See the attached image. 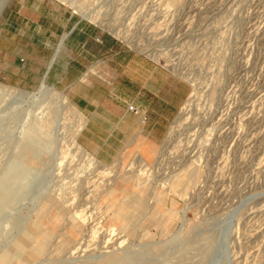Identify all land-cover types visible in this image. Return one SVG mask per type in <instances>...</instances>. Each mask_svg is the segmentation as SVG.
Segmentation results:
<instances>
[{
	"label": "rangeland",
	"instance_id": "obj_1",
	"mask_svg": "<svg viewBox=\"0 0 264 264\" xmlns=\"http://www.w3.org/2000/svg\"><path fill=\"white\" fill-rule=\"evenodd\" d=\"M1 4L0 264H264V0Z\"/></svg>",
	"mask_w": 264,
	"mask_h": 264
},
{
	"label": "crops",
	"instance_id": "obj_2",
	"mask_svg": "<svg viewBox=\"0 0 264 264\" xmlns=\"http://www.w3.org/2000/svg\"><path fill=\"white\" fill-rule=\"evenodd\" d=\"M101 113L95 112L94 114L87 115L88 120L86 126L81 134L82 145L86 148H92V153L98 154L100 150V146H107L113 139L117 137H121L118 133H122L123 137L125 134L129 136V139L133 138V134L136 133L139 125L141 124V119L139 115H134L128 112L126 109H119V108H102L100 110ZM86 112V111H85ZM87 113V112H86ZM85 113V114H86ZM136 121L135 128H125V124L127 120ZM100 121L101 124L104 126H108L109 131L105 137V139H101L95 136L94 134V127L95 122ZM131 140L126 141L122 144V146H128ZM95 148V149H94ZM97 148V149H96Z\"/></svg>",
	"mask_w": 264,
	"mask_h": 264
},
{
	"label": "bare ground",
	"instance_id": "obj_3",
	"mask_svg": "<svg viewBox=\"0 0 264 264\" xmlns=\"http://www.w3.org/2000/svg\"><path fill=\"white\" fill-rule=\"evenodd\" d=\"M43 86H44V85H43ZM82 127H83V126H81V127L78 129V131H77L78 133L80 132V130H81ZM78 133H77V134H78ZM78 136H79V135H78ZM76 138H77V137H76ZM84 154H85V153H84ZM86 156H90V155L85 154V157H86Z\"/></svg>",
	"mask_w": 264,
	"mask_h": 264
},
{
	"label": "water",
	"instance_id": "obj_4",
	"mask_svg": "<svg viewBox=\"0 0 264 264\" xmlns=\"http://www.w3.org/2000/svg\"><path fill=\"white\" fill-rule=\"evenodd\" d=\"M3 9V4H1V6H0V11Z\"/></svg>",
	"mask_w": 264,
	"mask_h": 264
}]
</instances>
